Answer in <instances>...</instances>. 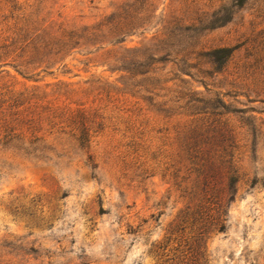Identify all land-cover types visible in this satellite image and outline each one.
<instances>
[{
	"label": "rangeland",
	"instance_id": "1",
	"mask_svg": "<svg viewBox=\"0 0 264 264\" xmlns=\"http://www.w3.org/2000/svg\"><path fill=\"white\" fill-rule=\"evenodd\" d=\"M1 88L43 148L0 147V264H264V0H0Z\"/></svg>",
	"mask_w": 264,
	"mask_h": 264
},
{
	"label": "trees",
	"instance_id": "2",
	"mask_svg": "<svg viewBox=\"0 0 264 264\" xmlns=\"http://www.w3.org/2000/svg\"><path fill=\"white\" fill-rule=\"evenodd\" d=\"M99 23L96 27L85 28L87 35L92 36L95 32L100 31V28L110 24ZM112 33L116 37H123L127 35V32L135 30L137 21L123 22L117 20L114 24H111ZM110 30V29H109ZM76 32H65L61 31V46H66L67 42L74 40ZM232 49L230 47H221L214 49L211 54L215 56L217 65H222L231 55ZM32 93L24 91H15L9 88L0 89V147L1 148H12L17 151H21L26 155L35 153L36 150H41V145L38 143L41 138L33 134L32 131L28 135L22 130L21 124L24 122L21 113L24 107L30 103L31 98L29 97ZM22 108V109H21ZM224 109V106L222 105ZM222 115V113H216ZM77 133L74 134V138L81 148L88 147L90 142V127L87 124L85 116H79ZM72 124H76L75 116L70 119ZM189 145L187 152L191 158L200 157L201 161L208 162L211 160L210 156L212 150L220 148L221 153L218 155L219 158L228 157L225 162L229 164V171H232V154L229 149L232 147V136L230 130L220 126V121L215 124L208 125L206 128L195 127L191 130V136H189ZM88 160L91 161L90 156ZM222 161V160H221ZM223 162V161H222ZM214 165V164H210ZM231 182H233V175L230 176ZM233 192V188H230L229 194ZM219 229H222L220 226Z\"/></svg>",
	"mask_w": 264,
	"mask_h": 264
}]
</instances>
